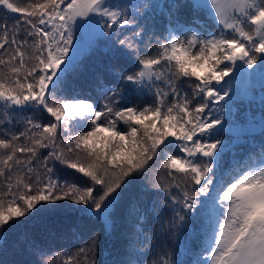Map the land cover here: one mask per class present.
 I'll list each match as a JSON object with an SVG mask.
<instances>
[{"label": "snow or ice", "instance_id": "snow-or-ice-1", "mask_svg": "<svg viewBox=\"0 0 264 264\" xmlns=\"http://www.w3.org/2000/svg\"><path fill=\"white\" fill-rule=\"evenodd\" d=\"M101 42L108 79L84 98L72 79ZM257 84L260 119L241 123L233 108ZM137 182L132 256L196 235L200 218L191 264H264V0H0V237L66 210L109 232ZM151 212L157 240L144 237ZM77 234L72 255L31 247L41 264H95L98 235ZM148 264L181 262L162 248Z\"/></svg>", "mask_w": 264, "mask_h": 264}, {"label": "trees", "instance_id": "trees-1", "mask_svg": "<svg viewBox=\"0 0 264 264\" xmlns=\"http://www.w3.org/2000/svg\"><path fill=\"white\" fill-rule=\"evenodd\" d=\"M155 23L159 32L162 26L159 16L156 17ZM106 63L107 57L101 42L99 50L94 55L83 60L81 71L77 76L73 77L71 87L80 92L84 98L99 100L101 97L97 91L96 82L97 80L106 81L108 79ZM252 95L254 99L251 104L247 101L244 103L237 102V105L233 108L234 113L237 108L239 109V115L235 118L241 123L244 122L246 116L254 115L257 121L260 119V88L258 84L255 86ZM133 102H136L135 98ZM121 127L123 126L121 125ZM255 137L258 143L260 139L258 129ZM221 138H230L237 142L233 133H226ZM245 139H248L247 135H241L237 143L242 144ZM251 143L252 141L249 139V145ZM249 145H243V147H248ZM235 154L237 157L243 154V148H237ZM233 155L232 151L225 154V166L232 162ZM63 171L71 172V170L66 169ZM73 175L79 177V174ZM79 180L85 184H90V181L83 177H79ZM139 187L140 183L137 182L135 187L118 198V202L112 211L113 226L109 232L104 231V225L101 222L81 218L80 214L67 210L57 214H43L32 219L25 218L23 223L9 231L6 240L0 237V264H41L39 252L34 251L31 247V242L33 241L37 248L45 252L47 257H51L53 253L58 252H66L68 255H72L83 243V237L77 234L78 228L85 236L92 232L98 235V242L93 257L95 264H121L122 261H127L130 258L136 259L137 257L141 264H148L153 255L161 254L162 248L169 253L172 260L180 261L181 264H191V261L195 259L194 253L200 251V240L196 239V236L200 235V218L196 219L194 225L198 230L196 235L187 229L174 232L171 236L160 235L154 254H145L139 245H137V256L130 254L128 249L129 237L136 231L137 225L134 215H129V203L134 201L135 192ZM143 200L151 208L152 199L144 197ZM160 210L162 212L167 211L163 206H161ZM154 217L155 212H151L148 220L144 223V237L151 236L153 240H157ZM161 218L169 219L170 213ZM186 248H190L191 252H186ZM53 264H62V262L54 260Z\"/></svg>", "mask_w": 264, "mask_h": 264}]
</instances>
